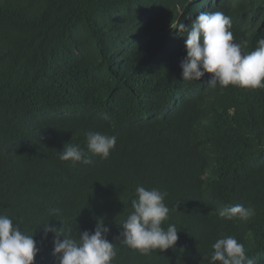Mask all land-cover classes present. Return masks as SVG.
<instances>
[{"label":"trees","instance_id":"1","mask_svg":"<svg viewBox=\"0 0 264 264\" xmlns=\"http://www.w3.org/2000/svg\"><path fill=\"white\" fill-rule=\"evenodd\" d=\"M184 1L178 0L180 4ZM239 1L240 15L252 26L248 36L236 35L234 42L247 41L242 49L247 53L255 50L257 39L264 36V29L257 28L261 25L251 21L264 0ZM171 7L166 0H0V213L34 236L44 264L55 260L53 247L41 246L44 242L52 244L54 239L51 233L44 238V225L56 224L78 240L79 233L92 232L101 218L109 229L108 240L116 246L112 264H209L212 245L223 235L254 239L246 244V254L264 264V237L260 236L264 224L250 225L248 231L239 224L241 220H225L217 212L222 206L246 204L254 206L255 214L264 219V89L229 86L221 90L198 85L200 100L179 103L177 99L183 96L178 89L180 83L171 77V73L178 74V67L182 71L178 44L170 53L154 58V75L133 62L129 72L119 76L127 84L116 81H122L118 76L111 80L114 71L106 54L110 49L107 41L139 37L144 17H152L154 25L160 24ZM245 28L242 22L238 29ZM61 64L59 73L53 71ZM141 110L152 124L148 129L152 133L151 155L144 157L141 148V156L136 155V162L128 166V149L121 148L105 161H94L90 166L92 177L86 180L58 158L66 140L51 137L34 122L35 118L44 120L45 111L52 115L69 111L78 114L74 118L81 125L74 136L95 128L112 135L114 121L123 116L139 119ZM11 113L14 121L7 115ZM96 123L102 127H95ZM231 135L250 147L252 180H244L233 170L250 157L242 144L239 151L246 154L235 162L226 158L229 166L206 169L199 165V156L206 154L212 142ZM170 138L181 139L194 155L175 154L180 142ZM174 154L182 160L188 157L190 165L200 168L199 173L178 170L173 185L162 189L170 209L163 227L174 224L179 239L173 249L143 256L121 241L120 225L132 211L134 198L129 197L125 205L100 172L108 167L121 176L124 168L138 178L126 182L131 196L147 181L138 177L139 169L144 170L146 164L156 166ZM202 175H207L204 179L212 184L228 180L230 191L225 194L202 189ZM30 184L44 187L48 195L39 197ZM51 209L60 212L51 217ZM255 247L261 256L250 255Z\"/></svg>","mask_w":264,"mask_h":264},{"label":"clouds","instance_id":"2","mask_svg":"<svg viewBox=\"0 0 264 264\" xmlns=\"http://www.w3.org/2000/svg\"><path fill=\"white\" fill-rule=\"evenodd\" d=\"M166 1L172 7L164 12V20L160 24L154 25L152 17L147 16L141 21L144 25H140L139 37L135 35L129 41L109 38L107 44L110 49L106 54L111 70L114 71L112 81L123 74V71L129 72L133 62L145 66L154 75V58L158 54L160 57L170 53L173 45L178 44L181 49L179 63L182 71L178 67L176 69L178 74L171 73V77L178 79L180 83L177 87L183 96L177 99L179 103L194 104L200 100L201 93L196 91L198 85L210 89L219 87L221 90L229 86L246 90L264 89V36L257 39L255 50L247 53L242 51L247 46V41L234 42L236 35L248 36L251 25L239 13V0H185L183 4L178 0ZM251 21L256 23L255 26L261 25L257 28L264 29V5ZM242 22L246 23L244 31L238 29ZM184 53H187L185 59L182 57ZM53 58L61 60L59 57ZM62 65H56L53 71L59 73ZM56 79L58 81V74ZM121 80L116 81L127 84L125 80ZM23 104L26 105L24 102ZM7 115L11 121L15 120L14 113ZM77 115H72L69 111L62 114L57 111L52 115L45 111L44 120L34 119L35 125L46 130L51 137L57 135L61 140H66L62 151L58 152V158L71 166L77 173L76 176L89 179L92 177L90 166L94 161H105L109 156L120 153L121 148L128 149L129 160H126L128 166L141 156L139 154L141 148L144 150V157L151 155L152 133L148 129L152 124L145 112L142 111L139 119L123 116L118 122L114 121L111 125L115 127L112 135L103 134L95 128L74 136L81 126L75 121L74 116ZM33 117L36 116L33 114ZM64 119L66 120L61 122ZM95 127L101 128L102 125L96 123ZM170 139L180 142L175 148V154L194 155L181 139ZM239 144L245 146L250 157L246 162H239L233 170H236L244 180H252L253 177L249 179L253 160L250 147L240 143L235 135L225 136L219 142H212L206 148V154L199 156L200 167L207 166L206 169H213L229 166L230 164L225 162L226 158L233 159L234 162L242 159L246 153L239 151ZM175 154L172 159L166 157L165 161L156 166L146 164L144 170L139 169L141 176L138 177H144L147 181L143 186H138L134 190L136 193L131 196L126 182H135L138 178H133L124 168H121V176L114 171L112 173L108 167L100 172L114 192L121 196L120 199L125 200V205L129 197L134 198L131 200L132 211L120 225L123 229L121 241L129 249L143 256L173 249L179 239V231L174 224H169L166 229L163 227L164 222L168 220L170 209L164 202L167 193L162 189L167 185H173L178 170L199 173L200 168L196 169L190 165L188 157L182 160ZM205 176L207 175L201 177L202 189L225 194L230 191L228 180L222 179L221 182L212 184L204 179ZM58 185L60 186L59 182ZM29 186L33 191L39 192V197L48 195L44 187L33 184ZM255 210L254 206L237 204L231 207L222 206L217 212L219 217L225 220H241L239 224L244 225L249 231L250 225L258 227L264 224V219L258 217ZM59 212V209H51L50 215L53 217ZM108 232L103 218L97 220L92 232L79 233L78 240L65 234L62 227L46 224L43 226L44 238L51 233L54 239L52 244L44 242L41 246L53 247L55 258L53 264H112L117 252L115 244L107 238ZM260 236L264 237V232L260 233ZM250 242L255 240L249 237L223 235L212 245L209 264L217 262L258 264L256 259L246 254L245 247ZM39 246L33 235L26 234L8 215L0 213V264H44ZM249 253L252 256L262 255L260 249L256 247Z\"/></svg>","mask_w":264,"mask_h":264}]
</instances>
